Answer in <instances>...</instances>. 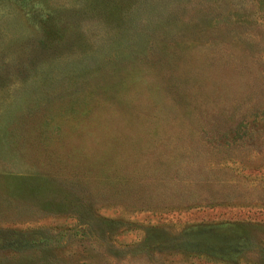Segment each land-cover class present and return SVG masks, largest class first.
<instances>
[{
	"label": "rangeland",
	"instance_id": "rangeland-1",
	"mask_svg": "<svg viewBox=\"0 0 264 264\" xmlns=\"http://www.w3.org/2000/svg\"><path fill=\"white\" fill-rule=\"evenodd\" d=\"M0 264H264V0H0Z\"/></svg>",
	"mask_w": 264,
	"mask_h": 264
}]
</instances>
